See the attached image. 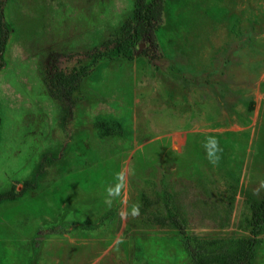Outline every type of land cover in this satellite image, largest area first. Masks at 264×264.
<instances>
[{"label":"rangeland","instance_id":"1","mask_svg":"<svg viewBox=\"0 0 264 264\" xmlns=\"http://www.w3.org/2000/svg\"><path fill=\"white\" fill-rule=\"evenodd\" d=\"M135 8L5 0L0 264H223L243 251L264 198V0H165L157 50L98 61L60 103L54 74L90 65Z\"/></svg>","mask_w":264,"mask_h":264},{"label":"trees","instance_id":"2","mask_svg":"<svg viewBox=\"0 0 264 264\" xmlns=\"http://www.w3.org/2000/svg\"><path fill=\"white\" fill-rule=\"evenodd\" d=\"M165 0H135L136 8L133 18L127 20L121 27L118 35H113L105 40L100 48L89 54L91 64L73 68L69 72H56L53 80L48 84L49 92L60 103L72 105V93L77 90L80 81L89 74L90 68L98 61L107 57H123L132 60L136 54V48L141 44L146 45L140 55L149 56L150 51L158 48L156 32L162 21L163 6ZM5 0H0V70L4 67L3 53L9 37V30L4 21L3 6ZM13 197L11 195H0V201ZM250 232L240 256L230 262L223 264H252L254 248L258 243L259 236L264 229V198L250 207ZM174 224L183 232L178 220ZM193 260L198 258V251L186 243Z\"/></svg>","mask_w":264,"mask_h":264},{"label":"clouds","instance_id":"3","mask_svg":"<svg viewBox=\"0 0 264 264\" xmlns=\"http://www.w3.org/2000/svg\"><path fill=\"white\" fill-rule=\"evenodd\" d=\"M213 142L215 143V141H213ZM217 160H218V157H217ZM210 162L215 163L217 161L216 160H212L211 157H210ZM117 180H118V183H116L115 186H109L106 189V192H107L109 200H113V199L119 197L121 192L123 191V189L126 187V181H125V178H124V174L122 172L121 173H117ZM131 214L133 216H138L139 215V205H133Z\"/></svg>","mask_w":264,"mask_h":264},{"label":"water","instance_id":"4","mask_svg":"<svg viewBox=\"0 0 264 264\" xmlns=\"http://www.w3.org/2000/svg\"><path fill=\"white\" fill-rule=\"evenodd\" d=\"M141 46V45H140Z\"/></svg>","mask_w":264,"mask_h":264}]
</instances>
